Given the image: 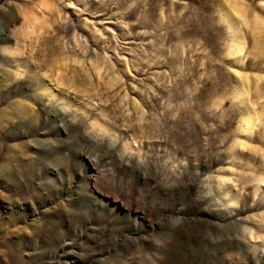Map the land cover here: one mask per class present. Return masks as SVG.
<instances>
[{
  "label": "rangeland",
  "instance_id": "obj_1",
  "mask_svg": "<svg viewBox=\"0 0 264 264\" xmlns=\"http://www.w3.org/2000/svg\"><path fill=\"white\" fill-rule=\"evenodd\" d=\"M0 264H264V0H0Z\"/></svg>",
  "mask_w": 264,
  "mask_h": 264
}]
</instances>
